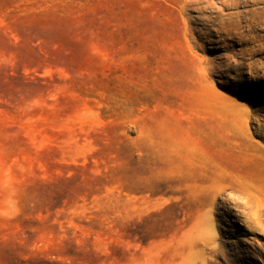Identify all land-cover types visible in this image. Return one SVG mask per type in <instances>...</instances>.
<instances>
[{
  "label": "rangeland",
  "instance_id": "374dc122",
  "mask_svg": "<svg viewBox=\"0 0 264 264\" xmlns=\"http://www.w3.org/2000/svg\"><path fill=\"white\" fill-rule=\"evenodd\" d=\"M0 264H264V0H0Z\"/></svg>",
  "mask_w": 264,
  "mask_h": 264
},
{
  "label": "bare ground",
  "instance_id": "6f19581e",
  "mask_svg": "<svg viewBox=\"0 0 264 264\" xmlns=\"http://www.w3.org/2000/svg\"><path fill=\"white\" fill-rule=\"evenodd\" d=\"M262 9V8H261ZM251 28V27H250ZM222 29V28H221ZM221 31V30H220ZM220 34V33H219ZM249 38V37H248Z\"/></svg>",
  "mask_w": 264,
  "mask_h": 264
}]
</instances>
